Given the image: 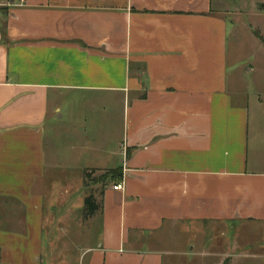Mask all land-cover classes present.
I'll return each instance as SVG.
<instances>
[{
    "label": "crops",
    "instance_id": "crops-1",
    "mask_svg": "<svg viewBox=\"0 0 264 264\" xmlns=\"http://www.w3.org/2000/svg\"><path fill=\"white\" fill-rule=\"evenodd\" d=\"M8 1L0 264H165L185 227L264 231V99L229 81L216 0Z\"/></svg>",
    "mask_w": 264,
    "mask_h": 264
},
{
    "label": "rangeland",
    "instance_id": "rangeland-1",
    "mask_svg": "<svg viewBox=\"0 0 264 264\" xmlns=\"http://www.w3.org/2000/svg\"><path fill=\"white\" fill-rule=\"evenodd\" d=\"M215 3L217 10L228 15L229 81L238 89L264 99V45L254 35L257 31L264 37V0H216ZM118 183L121 181L114 182ZM109 184L113 183L98 185V189ZM92 186L96 185L87 183L88 190ZM254 227L188 226L176 232L177 238L162 242L160 249L176 253L187 243L189 249L195 247L194 253L187 257L167 255L165 264H264V231Z\"/></svg>",
    "mask_w": 264,
    "mask_h": 264
},
{
    "label": "trees",
    "instance_id": "trees-1",
    "mask_svg": "<svg viewBox=\"0 0 264 264\" xmlns=\"http://www.w3.org/2000/svg\"><path fill=\"white\" fill-rule=\"evenodd\" d=\"M254 35L264 45V37L257 31H254ZM93 173L95 172H85V183L94 181L95 183H101L102 185H104L106 182L121 181L123 178V173L121 169L107 171L99 179H92ZM98 210L99 206L97 205L93 195L91 194L85 200L84 217L87 219L91 218L97 213Z\"/></svg>",
    "mask_w": 264,
    "mask_h": 264
},
{
    "label": "built area",
    "instance_id": "built-area-1",
    "mask_svg": "<svg viewBox=\"0 0 264 264\" xmlns=\"http://www.w3.org/2000/svg\"><path fill=\"white\" fill-rule=\"evenodd\" d=\"M23 2H24L23 0H20V3L17 4V5H21V4H23ZM8 3H9V5H12V4H15V1L14 0H9ZM113 189L115 191L122 190V183H118V184L114 185Z\"/></svg>",
    "mask_w": 264,
    "mask_h": 264
}]
</instances>
